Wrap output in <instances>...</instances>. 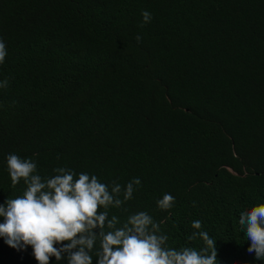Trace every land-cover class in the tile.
Masks as SVG:
<instances>
[{
	"label": "trees",
	"instance_id": "16d2710c",
	"mask_svg": "<svg viewBox=\"0 0 264 264\" xmlns=\"http://www.w3.org/2000/svg\"><path fill=\"white\" fill-rule=\"evenodd\" d=\"M0 38V204L26 187H12L8 154L42 176L138 177L110 216L146 211L171 247L199 250L188 237L206 231L217 264H264L239 225L264 203V0H0ZM0 264L38 261L0 237Z\"/></svg>",
	"mask_w": 264,
	"mask_h": 264
},
{
	"label": "clouds",
	"instance_id": "9594fccd",
	"mask_svg": "<svg viewBox=\"0 0 264 264\" xmlns=\"http://www.w3.org/2000/svg\"><path fill=\"white\" fill-rule=\"evenodd\" d=\"M141 15L143 23L151 22L150 12L144 10ZM136 40L142 37L137 35ZM6 55V44L0 38V64ZM7 87V79L0 81V88ZM6 160L12 187L21 180L26 187L22 195L0 204L4 218L0 237L17 250L30 245L38 264H50L51 257L67 259V264H93V252L96 264H217L216 240L206 231L188 237L189 241L199 237L204 247L177 249L169 246L167 233L146 211L129 214L123 221L115 214L110 216V208L127 211L124 205L142 183L138 177L124 186L116 182L109 186L95 174L76 173L64 166L53 168L52 176H42L34 160L17 154H8ZM174 204L175 197L169 193L157 200L161 210H170ZM239 225L251 242L248 253L264 259V203L241 212ZM191 226L199 230L202 222L194 220Z\"/></svg>",
	"mask_w": 264,
	"mask_h": 264
}]
</instances>
